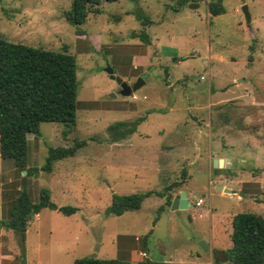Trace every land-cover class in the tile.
I'll use <instances>...</instances> for the list:
<instances>
[{
    "label": "rangeland",
    "instance_id": "rangeland-1",
    "mask_svg": "<svg viewBox=\"0 0 264 264\" xmlns=\"http://www.w3.org/2000/svg\"><path fill=\"white\" fill-rule=\"evenodd\" d=\"M210 1H191L195 8L178 0L102 1L100 13L71 25L63 16L71 0H0V34L49 49L66 46L78 81L75 123L43 121L40 135L27 134L26 167H37L36 173L26 175L0 157V218L8 216L21 186L33 202L47 188L57 206L77 210L67 215L43 208L32 215L24 250L12 230L0 228L1 264H72L84 256L212 264L215 249L231 246L235 213L264 217V158L253 167L256 153L264 154V0H221L218 15L208 12ZM140 9L152 20L147 26L134 14ZM142 29L148 42L138 35ZM107 64L128 83L143 77L133 91L139 99L120 93ZM138 118L142 138L136 134L131 145L113 139L110 124L133 126ZM200 127L245 132L233 146L217 135L212 150L237 158V166L207 171L211 158L200 149ZM75 139L86 144L54 160L50 172L40 168L48 147ZM146 190L164 195L145 197L136 210L105 214L112 193ZM181 191H188L189 206L172 210L169 202Z\"/></svg>",
    "mask_w": 264,
    "mask_h": 264
},
{
    "label": "trees",
    "instance_id": "trees-1",
    "mask_svg": "<svg viewBox=\"0 0 264 264\" xmlns=\"http://www.w3.org/2000/svg\"><path fill=\"white\" fill-rule=\"evenodd\" d=\"M102 1L116 0H71L69 7L63 11V16L71 25L84 23L89 13H100L99 5ZM191 1L197 0H178V4ZM207 9L212 15L222 13L221 0L208 2ZM134 14L143 26L152 21L141 9ZM138 35L142 41L148 42L144 29ZM77 86L75 57L66 46L60 50L49 49L13 42L0 34V157L11 159L14 166L23 170L26 175L36 173L37 167H26L27 134L40 135L39 125L43 121L74 124ZM139 121L140 118L133 126L118 121L110 124L108 129L113 133V139L119 140L133 133ZM122 126L124 128L119 130ZM85 144V140L75 139L70 146L48 147L45 163L40 168L50 172L54 160L73 155ZM220 171L222 170L219 168L213 169L214 173ZM165 188L169 190L172 187ZM149 195L163 196L164 193L155 190L129 194L112 193L105 214L120 215L127 210L139 209L144 198ZM169 199L170 197L167 198V203ZM43 208L56 209L67 215L77 210L70 205L57 206L51 200L47 188H41L38 199L33 202L26 188L21 186L10 202L8 216L0 218V228L12 230L24 250L23 243L29 220ZM231 226V246L215 249L212 252V264H264V217L254 212H237L232 216ZM147 235L140 239L143 248L146 246ZM72 264L130 263L123 258L84 256L76 258ZM136 264L168 263L144 257L136 261Z\"/></svg>",
    "mask_w": 264,
    "mask_h": 264
},
{
    "label": "water",
    "instance_id": "water-1",
    "mask_svg": "<svg viewBox=\"0 0 264 264\" xmlns=\"http://www.w3.org/2000/svg\"><path fill=\"white\" fill-rule=\"evenodd\" d=\"M197 6H198V3L196 2L189 3L190 8H195ZM241 10L244 15L245 21L248 24L250 22V15H249L247 6L243 5L241 7ZM104 69L109 74L110 78H112L118 83L120 87V93L122 95H130L131 92L135 91L137 88H139L141 85L144 84V79L142 76L137 77L134 82L128 83L125 80H123L121 77L115 75L110 65L107 64ZM236 163H237V160L235 159L214 158L212 161V166L214 168H221V167L229 168V167L235 166ZM215 188L218 190H222L224 192H232L231 189L224 187L222 185H216ZM239 194L242 195V192H240ZM188 206H189V200L186 197V194L184 191H181L178 196H175L172 199L171 204H170V208L172 210L186 209ZM198 244L203 251H207L208 249L207 244H205L203 241H199Z\"/></svg>",
    "mask_w": 264,
    "mask_h": 264
},
{
    "label": "crops",
    "instance_id": "crops-1",
    "mask_svg": "<svg viewBox=\"0 0 264 264\" xmlns=\"http://www.w3.org/2000/svg\"><path fill=\"white\" fill-rule=\"evenodd\" d=\"M228 124L226 123V126ZM210 128V127H209ZM227 130V133L223 134V130L222 128H215L213 131H211V129H208V132H204V129L203 127L201 128H197V138L199 139L200 141V149L201 151L203 150L204 151V155L207 154L208 156L207 157H210L211 158V164H210V168H206L207 171L209 173H211V170L213 171V169H215L213 166H212V161L214 158H220V157H216L215 154L216 153H213L212 150L215 149L213 148L214 147V143L216 142V137L217 135H225L228 139V141L230 143H232V146L238 141V140H241V137H245L246 138V135L244 134L245 132H241L239 130H236V129H232V131H229ZM142 133L143 132H140L138 129H137V126H136V129L133 133L129 134L130 136L127 138V136L125 137V143H127L128 145H131L133 143V139L134 137H136V134L139 136L138 138H142ZM224 137V138H226ZM137 138V137H136ZM250 139V138H249ZM180 149H183V148H180ZM217 149V148H216ZM145 153L147 151H144ZM264 158V154H260L259 152L256 153L255 157H254V162H253V167H255L256 169H259V164L261 163V160ZM222 159V158H221ZM228 159H235L237 160V163H239V160L235 157H229ZM237 163L235 166H237ZM205 166V165H204ZM206 167V166H205ZM234 166H232L233 168ZM223 168V167H221ZM220 169V168H219ZM217 184H214V187H216ZM221 185V184H220ZM147 191V190H146ZM158 196V195H157ZM186 197L188 198V191H186ZM162 199V198H161ZM2 257V256H1ZM0 257V264H1V260L2 258ZM168 264L169 261H166Z\"/></svg>",
    "mask_w": 264,
    "mask_h": 264
},
{
    "label": "built area",
    "instance_id": "built-area-1",
    "mask_svg": "<svg viewBox=\"0 0 264 264\" xmlns=\"http://www.w3.org/2000/svg\"><path fill=\"white\" fill-rule=\"evenodd\" d=\"M130 97L132 98V99H139V96H137L134 92H131V94H130ZM143 99L144 98H146V96L145 95H143V96H141ZM201 204V199H199V200H197L196 202H195V205H200Z\"/></svg>",
    "mask_w": 264,
    "mask_h": 264
}]
</instances>
